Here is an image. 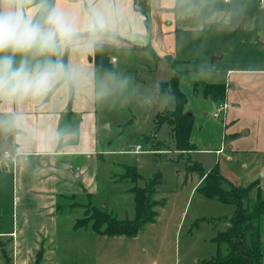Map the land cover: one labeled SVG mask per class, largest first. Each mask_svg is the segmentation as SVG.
<instances>
[{"label":"rangeland","instance_id":"obj_1","mask_svg":"<svg viewBox=\"0 0 264 264\" xmlns=\"http://www.w3.org/2000/svg\"><path fill=\"white\" fill-rule=\"evenodd\" d=\"M246 22L244 17H233L228 24L225 23L217 29V33L207 39L205 49L215 51L217 48L219 54L193 58L196 63L192 66L184 59H177L182 63L174 64L167 59L154 62L146 51H118L120 59L117 65L115 62L113 71L130 76L132 86L124 93L104 98L94 94L93 86L90 89L95 115V151L106 152L100 159L97 155L90 157V163L94 164L93 171L98 174L97 191L88 198L77 197L74 209L69 207L73 201L61 200L58 204H64L66 208L57 213L59 230L55 232V227L46 234L44 231L37 232V222L40 219L45 220L48 226L53 225L44 212L38 211L42 210L44 194L33 191L23 193L24 190L20 189L18 181V213L24 214L28 219V224L24 226L23 233H20L18 238L19 256L28 249L30 264H35L40 258L39 264H200L202 259L215 254V246L210 242L213 226L209 222L194 226L193 223L200 216L207 221L209 216L229 215L233 207L210 200L198 192H191L193 181L202 171H209L216 163L220 166L222 174L231 179L234 185H246L249 178L244 176L251 172L258 161L263 160L260 156L263 154L232 153L224 149L226 143L222 141V118L226 108L221 109V104L227 107L226 101L204 97L200 82L224 83L225 71L228 68H264V49H256L255 41L249 38L253 30ZM214 28L216 29L217 25ZM244 39H249V42L242 44ZM213 56L222 57L212 63L210 59ZM187 68L190 70L186 72ZM104 73L97 71L95 82H98ZM176 73L180 76L178 87L187 100L185 110L192 115L190 141L195 150L190 151L188 155L185 151L177 154L174 151L170 125L163 123L157 130L153 129L154 115L163 109L174 107L173 95L166 90H160L159 83L169 81ZM195 81L200 82L194 83ZM162 93L168 94L163 104L157 99ZM228 102L232 103L230 97ZM248 107L247 105L244 108ZM241 122L249 123L246 118H242ZM155 139L162 143L156 142ZM136 145L141 146V151L128 155V164L136 167L137 172L144 178L159 171L160 178L155 187L154 198L163 200L164 203L155 208L158 213L156 221L145 225L133 238L73 231L69 222L73 223L75 219L82 217L83 211L77 204L105 207L118 219L132 218L133 198L127 191L132 184L128 180H118L120 176L115 174L119 171L118 167L122 166L121 162H124L119 151L133 150ZM3 148L4 145L0 143V149ZM217 148L222 150L220 154L215 152ZM80 162H84L82 158ZM192 165L197 167L190 168ZM259 177L264 180L261 173ZM226 178L222 183L225 189L230 187ZM142 184L143 180L140 178L137 185ZM262 187L264 192V183ZM6 194L5 191L0 196ZM261 223L264 224V216ZM214 226L219 229L225 227L217 220ZM0 240L3 243L0 244V264H6L7 258L8 264L18 262V258L14 257L15 247L12 239ZM37 252L41 253L38 259Z\"/></svg>","mask_w":264,"mask_h":264},{"label":"crops","instance_id":"obj_2","mask_svg":"<svg viewBox=\"0 0 264 264\" xmlns=\"http://www.w3.org/2000/svg\"><path fill=\"white\" fill-rule=\"evenodd\" d=\"M258 2V0H123L124 7L135 23L130 30L125 29L122 32L121 43L119 46H115V51L109 60L114 58L117 65L120 59L118 51L131 49L132 51L139 52L146 51L154 62L167 59L174 64L175 62L182 63L181 60L178 61L177 59H184L188 65L192 66L196 63L193 61V58H204L206 54H219L217 48L215 51H207L205 44L213 33H217V29L221 28L225 23L228 24L233 17H244L247 19L246 24L253 30L249 38L255 41L257 50L264 49V7L259 6ZM216 25L217 28L215 29ZM256 33L258 34L253 36ZM244 42H249V39H244L242 44ZM146 45L152 48L153 55L148 50L141 48ZM183 49L184 51H182ZM92 55L93 53H71L65 54L63 57L65 63L71 61L73 64L86 70L93 77V80L89 82L86 88L73 89L70 112H67L66 109L69 91V88L66 87H58L47 97L39 101H27L23 104L0 102V116L12 112H20L23 114L25 128L29 130L41 129L44 131L70 132L72 137L67 142L60 139L52 147H43L34 142L21 150L18 147V140L15 136L0 133V143L4 145V148L0 149V194H3L5 191L9 194H6L7 196H0V239H12L15 247L14 257L16 256L19 260L18 262L15 261V264L31 263L29 253L27 252L28 249L21 256H19L17 249L19 234L23 233L24 226L28 224V219L25 215L22 213L19 215L18 213V181L20 182V189L24 190L23 193L26 194L33 191L37 194H44L41 206L42 210L38 211L44 212L48 217V221H51L53 225L48 226L45 220L40 219L37 222L39 227L37 232L44 231L46 234H49L48 232L55 227V232L59 230L60 221L57 213L59 210L66 208L64 204H58L61 200L62 202L73 201L72 206L69 207L74 209L77 197L85 196L88 198L97 191L96 177L98 174L93 171L94 164L90 163V157L91 155H97V158L100 159L106 152L95 151V115L93 113L94 109L90 89L95 82L97 70H95L92 63ZM221 57L213 56L210 60L213 63L221 59ZM200 60L204 61L203 59ZM116 65L111 64L112 67L109 71H113ZM188 70L190 69L187 68L185 71L187 72ZM175 75L169 81H161L159 89L168 91L167 88L169 86L163 87L161 84H169ZM179 80L180 76L178 85ZM196 82L200 81H195L194 83ZM200 84L201 88L204 85L211 84H221L225 87L227 107L224 111L222 110L224 113L222 118V141L226 143L224 149L232 153L248 152L249 154L255 153V155L263 154L260 155L263 157V160L258 161V164L256 163L251 172L244 176L249 178L248 183L246 185L235 183V186H247L253 181H258L259 187L262 189L264 180L260 179L259 174L261 173V178L264 175V164L261 163L264 162V68H228L225 71L224 83L208 84L200 82ZM230 89L234 90V92ZM183 95L185 96L184 93ZM229 97L232 99L231 104L228 102ZM247 105L249 106L248 109L244 108ZM172 109H163L162 111ZM184 111L187 117L192 118V115L185 110V107ZM242 118H246L249 123L241 122ZM155 141L162 143L160 140L155 139ZM136 146L133 150L119 151L123 155L122 160L124 162H121L122 166L118 167L119 171L115 174L120 176L118 180L123 181L124 179H121V175L125 167H131L127 162L129 159L127 160L126 157L141 151V146L140 150H136ZM193 150L195 149L193 148ZM5 151L14 156L13 163L8 167L5 165L3 157ZM190 151L186 154H190ZM175 152L177 154V151ZM215 152L220 154L222 150L217 148ZM81 158L84 162H80ZM213 165L218 167L222 178H226L222 174L220 166L216 163ZM156 172L159 173V171ZM203 172L207 174L208 170ZM200 180V175H198L197 179L193 181L191 192H197L195 189ZM228 181V183L231 182L233 184L231 179H228ZM130 187L127 191H129ZM77 205L83 209V216L86 205ZM232 212L233 209L229 215L209 216L207 221L204 219L200 220V216L193 223L194 226L202 222H209L213 226V235L210 242L215 246V253L216 244L212 241V238L218 231L223 229L214 226V222L216 220L221 221L222 226L226 227L227 222L225 218L230 216ZM19 219L20 225L18 226ZM75 220L73 223L69 222V226L73 231H75L73 229ZM80 231L87 232L90 230H76L75 232ZM90 232L93 233L92 231ZM262 242L264 244V233ZM0 244H3L1 240ZM38 253H36L37 259L41 256V253H39L38 257ZM6 264H8V258L6 259ZM262 264H264V256Z\"/></svg>","mask_w":264,"mask_h":264},{"label":"clouds","instance_id":"obj_3","mask_svg":"<svg viewBox=\"0 0 264 264\" xmlns=\"http://www.w3.org/2000/svg\"><path fill=\"white\" fill-rule=\"evenodd\" d=\"M135 21L123 0H0V102L39 101L58 87L83 89L93 77L64 55L119 46ZM132 78L107 71L93 84L99 98L124 93ZM168 94H159L164 103ZM0 133L12 134L23 150L32 143L52 147L70 132L29 130L23 114L0 116Z\"/></svg>","mask_w":264,"mask_h":264},{"label":"trees","instance_id":"obj_4","mask_svg":"<svg viewBox=\"0 0 264 264\" xmlns=\"http://www.w3.org/2000/svg\"><path fill=\"white\" fill-rule=\"evenodd\" d=\"M115 48V46H105L93 53L91 60L95 70L99 72L111 70L109 58L113 55ZM141 48L154 54L148 45ZM178 79L179 74H176L169 84H161L163 87L169 86L167 89L172 93L175 104L172 110H164L154 116L153 127L155 131L163 123L170 125L174 151L188 153L193 150V145L189 141L192 118L187 117L184 111L185 96L178 87ZM202 93L204 97L210 99L220 101L225 99V87L221 84L204 85ZM72 96L73 89H69L67 112H70ZM140 178L136 168L132 166L125 167L121 175V179L132 183L129 189L134 205L132 218L118 219L104 207L89 204L85 206L83 216L75 220L73 229L75 231L90 230L96 235L135 237L146 224L155 221L158 215L155 208L164 203L163 200L154 198L155 187L160 178L159 173H153L146 178L142 177L143 184L137 185ZM200 178L195 189L199 194L233 207L232 214L225 218L227 222L225 229L218 231L212 238L216 244V253L210 258L203 259L200 264H262L264 225L261 223V218L264 216V194L259 188V182L253 181L247 186H235L229 183L230 187L225 189L222 186L224 178L216 165H213L207 174L202 171ZM39 255L38 253V257ZM35 264H39V261Z\"/></svg>","mask_w":264,"mask_h":264},{"label":"built area","instance_id":"obj_5","mask_svg":"<svg viewBox=\"0 0 264 264\" xmlns=\"http://www.w3.org/2000/svg\"><path fill=\"white\" fill-rule=\"evenodd\" d=\"M227 1V0H226ZM259 2H258V4H259V6H261V7H264V0H258ZM222 105V108L221 109H225L226 107H225V105L224 104H221ZM219 109H220V107H219ZM136 150H140V146H136ZM3 157H4V159H5V165L8 167L11 163H13V161H14V156L11 154V153H9L8 151H5L4 153H3Z\"/></svg>","mask_w":264,"mask_h":264},{"label":"water","instance_id":"obj_6","mask_svg":"<svg viewBox=\"0 0 264 264\" xmlns=\"http://www.w3.org/2000/svg\"><path fill=\"white\" fill-rule=\"evenodd\" d=\"M109 61L111 64L115 65V59L114 58H111Z\"/></svg>","mask_w":264,"mask_h":264}]
</instances>
